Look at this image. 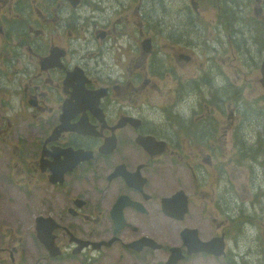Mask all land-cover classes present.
Returning <instances> with one entry per match:
<instances>
[{"label":"flooded vegetation","instance_id":"1","mask_svg":"<svg viewBox=\"0 0 264 264\" xmlns=\"http://www.w3.org/2000/svg\"><path fill=\"white\" fill-rule=\"evenodd\" d=\"M10 1L15 22L0 6V264H264V212H233L225 183L232 171L253 179L258 161L264 175L259 133H240L264 97V29L248 42L234 25L246 0H184L175 22L160 0L161 59L140 1L123 20L149 48H119L104 0ZM103 24L109 41L91 30Z\"/></svg>","mask_w":264,"mask_h":264},{"label":"rangeland","instance_id":"2","mask_svg":"<svg viewBox=\"0 0 264 264\" xmlns=\"http://www.w3.org/2000/svg\"><path fill=\"white\" fill-rule=\"evenodd\" d=\"M140 1L141 7L139 9V12L144 11L149 15V27L148 30L145 32V36L149 37L151 39V43L153 46V58L161 59L163 50L160 47V43H162L164 40L162 39V34L160 32V26L158 20H161V8H160V0H104L100 2L101 4V13L106 16L108 21L117 22L115 25V30L118 31V36L115 39V42L118 43L119 48H124L126 46H130L131 43H137L141 39H139V36L137 34V25L136 23L132 26L129 23H125L123 18L126 17L129 21L132 20L131 12L133 10V7H135ZM184 0H165V3L167 5L168 10L170 11L172 21L175 22L177 19V11L181 7ZM247 7L243 11L242 15V21L234 23L235 26L240 27L242 36H244L248 42H250V39L252 37H259L262 38V33L264 29V22L261 20V16H255L253 13V7L256 6L255 0H246ZM9 5V0H4L3 2H0V6L2 9V14L8 18V20H11L12 18V12H8L7 8ZM263 7H264V0H263ZM208 14H212L213 12L210 9H207ZM264 14V9H263ZM44 18L48 17L47 13L43 14ZM15 22V18H12ZM13 22V23H14ZM22 22V21H21ZM40 22V21H39ZM167 23H170L169 20H166ZM11 24L12 28L14 30H18L20 27L19 25ZM47 23V22H46ZM52 24V23H51ZM45 26L49 27V24H46ZM44 26V27H45ZM21 27L25 30L26 25H21ZM50 28V27H49ZM110 28L109 24H103L100 26H96L92 28L91 30L94 31V29L102 30L105 32V37L107 41H109L110 34L107 33L108 29ZM53 31V30H52ZM54 32V31H53ZM163 32H167L163 30ZM39 35H42V29L39 33ZM51 35V34H50ZM193 37V36H191ZM263 49L264 54V46L261 47ZM127 53L121 52L119 55L120 59H126ZM158 84L157 86H161L162 83L160 82V79H157ZM264 99L263 95L254 103V104H248L249 112L251 110H257L259 111V114L257 113L253 114V116H247L245 121L240 122V133L246 138V136H252L253 131L256 129V132L259 133V140L261 139L264 142V131L260 130V128L264 127ZM211 112V107H210ZM248 112V113H249ZM201 114L206 115V110L203 109L201 111ZM221 121H223L224 117H220ZM258 129V130H257ZM249 138V137H248ZM247 138V139H248ZM257 146V143L252 144L250 147L254 148ZM246 165H249L248 163ZM255 166V176L251 177L250 172L247 170H244L243 173L238 174L237 172L232 171V176H229L228 174L225 176V183L229 185V189L226 190L231 193L232 195V211L238 209V207H244L247 209L248 212L251 213L253 209L255 210H263L264 212V175L261 174V162H256L254 164ZM5 172L7 173L6 169L4 168ZM261 185V187L259 186ZM217 196H222L223 192L225 191V188L223 186V181L220 183L217 182ZM220 218V215L217 217V219ZM33 243V242H32ZM18 242H12L10 245H17ZM39 245L38 243H35ZM28 250H30L28 248ZM2 252L0 253V256H3ZM216 264H224L221 259L216 260ZM31 264V262H30Z\"/></svg>","mask_w":264,"mask_h":264},{"label":"water","instance_id":"3","mask_svg":"<svg viewBox=\"0 0 264 264\" xmlns=\"http://www.w3.org/2000/svg\"><path fill=\"white\" fill-rule=\"evenodd\" d=\"M262 69H263V74H264V61H263ZM261 83H262V85H263V87H264V76H263L262 79H261ZM215 243L218 244L216 241H215ZM203 244H207V243H203ZM218 246H219V245H218Z\"/></svg>","mask_w":264,"mask_h":264}]
</instances>
